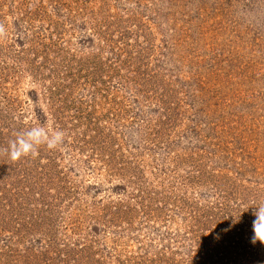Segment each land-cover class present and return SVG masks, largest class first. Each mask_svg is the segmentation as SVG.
<instances>
[{
    "label": "rangeland",
    "instance_id": "374dc122",
    "mask_svg": "<svg viewBox=\"0 0 264 264\" xmlns=\"http://www.w3.org/2000/svg\"><path fill=\"white\" fill-rule=\"evenodd\" d=\"M0 264H264V0H0Z\"/></svg>",
    "mask_w": 264,
    "mask_h": 264
},
{
    "label": "clouds",
    "instance_id": "9594fccd",
    "mask_svg": "<svg viewBox=\"0 0 264 264\" xmlns=\"http://www.w3.org/2000/svg\"><path fill=\"white\" fill-rule=\"evenodd\" d=\"M7 35L5 26L0 23V39ZM64 143V132L56 131L49 135L43 127H32L27 131L19 133L16 139L12 140L6 149H0V154L6 153L12 160H19L21 157L35 155L41 145L49 149H56ZM251 222L252 237L250 242L264 244V203L252 207Z\"/></svg>",
    "mask_w": 264,
    "mask_h": 264
}]
</instances>
